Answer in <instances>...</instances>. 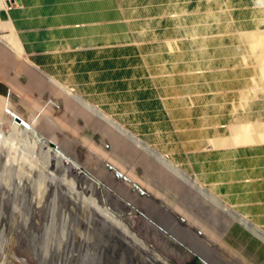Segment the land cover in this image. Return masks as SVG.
<instances>
[{
    "label": "crops",
    "instance_id": "crops-1",
    "mask_svg": "<svg viewBox=\"0 0 264 264\" xmlns=\"http://www.w3.org/2000/svg\"><path fill=\"white\" fill-rule=\"evenodd\" d=\"M174 1L0 0V115L40 137L51 136L43 132L51 115L73 129L79 117L109 145L102 172L135 208L166 215V230L199 259L264 264V241L243 223L264 233V129L222 124L223 115L262 122L264 92L253 98L246 78L226 93L229 103L220 87L211 92L190 77L206 36L176 26ZM205 24L193 23L197 31Z\"/></svg>",
    "mask_w": 264,
    "mask_h": 264
},
{
    "label": "rangeland",
    "instance_id": "rangeland-1",
    "mask_svg": "<svg viewBox=\"0 0 264 264\" xmlns=\"http://www.w3.org/2000/svg\"><path fill=\"white\" fill-rule=\"evenodd\" d=\"M174 10L178 14L174 19L176 26L184 28L189 36H206L203 39L204 56L197 59L199 64H190L191 78L198 76L203 79L211 92H217L220 87L222 98L228 101L234 94L229 97L226 93H234L231 90L237 85L244 86L246 78H253V98L263 94L264 0H180L177 3L174 1ZM198 11L201 16L198 14L199 18L195 19ZM197 21L206 23L205 26H198V31L193 25ZM215 48L221 49V57L217 59L220 65L217 60L214 61L212 51ZM235 108L237 114H242L237 111L242 106ZM57 115H51L52 120L45 124L43 130L51 136H43L59 146L75 161L73 163H78L101 185L93 191L87 180L90 176L71 161L60 163L58 158L53 157L51 166L46 169L41 149L35 150L32 146L33 143L42 146L40 136L23 125L15 124L11 116L0 115L6 126L3 129L5 137L0 138V247L5 244L0 264H164V260L171 264L197 263L198 251L177 231L170 233L166 230V215L150 217L144 209L135 208L134 197L123 195L113 173H103L101 152L103 147L107 149L109 146L106 138L79 117L78 125L73 129ZM223 117L226 121L222 124L227 126L253 125L254 130L264 129V120L229 121L228 116ZM31 118L33 114L30 113L26 119L29 121ZM214 124L217 122L207 123L206 126ZM225 132L228 137L232 136L229 130L222 133ZM54 134L56 136L52 137ZM56 175L58 179H54ZM117 176L126 181L123 172L117 173ZM62 178L75 182L78 194L87 199L93 197L101 205L133 221L138 237L156 254L143 251L141 247L135 251L127 244L125 246L101 214L91 215L80 206V201L74 197L77 195H71ZM149 203H139L138 206ZM159 209L154 205L150 208L152 212ZM65 220L66 227L61 223ZM84 220L89 221V227ZM159 228L162 229L160 234L156 232ZM45 230L48 235L43 236Z\"/></svg>",
    "mask_w": 264,
    "mask_h": 264
},
{
    "label": "bare ground",
    "instance_id": "bare-ground-1",
    "mask_svg": "<svg viewBox=\"0 0 264 264\" xmlns=\"http://www.w3.org/2000/svg\"><path fill=\"white\" fill-rule=\"evenodd\" d=\"M15 118V117H14ZM21 120V119H20ZM22 121V120H21ZM23 122V121H22ZM24 123V122H23ZM15 124H18V125H21L20 123H17L16 122V120H15ZM23 126H27V128L29 129V130H31L32 132H34L28 125H26L25 123H24V125ZM6 126H5V123H3L2 121H0V138L2 137V139H3V137H5L4 135L5 134H3V129L5 128ZM14 127V126H13ZM35 133V132H34ZM36 134V133H35ZM19 135H20V133H19ZM36 135H38V134H36ZM39 139H41V142H42V146L41 147H39L38 145H37V143H33V149H41V151H40V153L44 156V159H45V168L46 169H49V167L51 166V164H52V160H53V157H55V158H58L59 160H60V163L62 162V161H71V163H73V162H75L74 160H72L71 158L69 159L67 156H66V154L65 153H63L60 149H59V147L57 146V148L58 149H52L51 147H50V144H49V140L48 139H46L45 137H39ZM29 141V140H28ZM52 142V141H51ZM73 164H75V163H73ZM74 166H77L79 169H81L82 170V172L83 173H87L90 177H88V184L92 187L91 189L93 190V191H95L97 188H99L100 187V182L99 181H97V179H95L93 176H91L88 172H86V171H83V169H82V167L81 166H79V165H77V164H75ZM45 173V172H44ZM54 179H58V177H57V175L56 176H54ZM63 179V178H62ZM60 182H62V180L60 181ZM63 182L64 183H67V185H68V187H69V190H70V193H71V195L72 196H74V195H77V196H74L77 200H79L80 201V206L81 207H83V208H86L87 210H88V212H90L91 213V215H94V214H101L104 218H105V220H107V222H105V223H108V224H110L111 225V231L115 234V235H117V236H119L127 245H129V246H131V247H133V248H135V251H139L140 250V247H141V249L144 251H150L149 249V246H147L146 244H145V242H143L142 241V239L141 238H139L138 237V235L136 234V232L134 231V228H133V226H132V223H133V221L131 222V220L128 218V217H125V216H123V215H121V214H118V213H116L112 208H110V207H108V206H105V205H101V203L97 200V199H95V198H89V199H87V198H85V196H83L82 194H78V192H77V188H76V183L75 182H73V181H70V180H68V179H63ZM41 196V195H40ZM39 196V197H40ZM38 197V198H39ZM37 200V199H36ZM40 200H41V198H40ZM35 201V200H34ZM33 201V202H34ZM38 202H40L39 200H38ZM37 205V204H36ZM35 206V205H34ZM38 206V205H37ZM39 207V206H38ZM35 208V207H34ZM18 209V208H17ZM81 210V209H80ZM81 214H83L82 213V211H81ZM86 218V217H85ZM62 223V225L64 226V227H66V225H67V220H65V221H63V222H61ZM84 223H85V225L87 226V227H89V221L88 220H84ZM243 223H245V225L249 228V229H251L252 231H253V233L255 234V235H257L261 240H263L264 241V233L262 232L261 233V231H257L254 227H252L251 225V227H249V223H247V222H245L244 220H243ZM48 228V227H47ZM53 229V228H52ZM65 229V228H64ZM47 230V229H46ZM45 230V232L43 233V236L45 235H48V231H46ZM115 230V231H114ZM64 231V230H63ZM62 231V232H63ZM61 232V233H62ZM156 232L157 233H161V231L159 230V229H157L156 230ZM5 242V241H4ZM5 245V244H4ZM4 245L3 246H1L0 247V256L1 257H3L4 256V250H5V247H4ZM137 246H139V247H137ZM168 247V246H167ZM150 252H152V254H156L155 252H153V251H150ZM156 257V256H155ZM164 260V259H163ZM164 264H171V263H169L167 260H164V261H162Z\"/></svg>",
    "mask_w": 264,
    "mask_h": 264
},
{
    "label": "water",
    "instance_id": "water-1",
    "mask_svg": "<svg viewBox=\"0 0 264 264\" xmlns=\"http://www.w3.org/2000/svg\"><path fill=\"white\" fill-rule=\"evenodd\" d=\"M15 120H16L17 123H20L21 125H24V123L20 120V118L15 117ZM26 127H27V126H26ZM49 144H50V147H51L52 149H54V148H55V149H58L57 146L55 145V143H53V142L50 141ZM151 223H152L153 225H156V224H155L154 222H152V221H151ZM159 230H162V229L159 228ZM173 239H174V238H173ZM122 243H123L125 246H127L126 243H125L123 240H122ZM128 246H129V245H128ZM130 251H132V249H130ZM199 263H201V264H206L202 259H199V258H198V262H197V263L195 262V264H199Z\"/></svg>",
    "mask_w": 264,
    "mask_h": 264
}]
</instances>
